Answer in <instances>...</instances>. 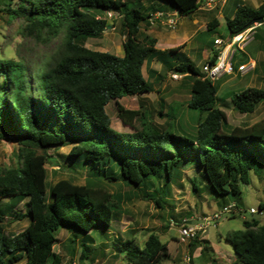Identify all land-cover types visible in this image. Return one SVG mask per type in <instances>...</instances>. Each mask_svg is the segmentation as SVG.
<instances>
[{
  "label": "trees",
  "instance_id": "obj_1",
  "mask_svg": "<svg viewBox=\"0 0 264 264\" xmlns=\"http://www.w3.org/2000/svg\"><path fill=\"white\" fill-rule=\"evenodd\" d=\"M161 1L181 15L201 6V0ZM131 2L141 4L142 0H10L0 9L10 20L23 19L22 31L37 40L61 38L37 76L28 74L22 60L0 58V138L9 137L19 145L18 164L0 167V200L9 201L6 205L0 202V264H65L55 250L61 228L82 237L80 256L89 258L93 231L110 228L121 211V195L92 178L85 184L60 179L48 193L50 147L71 143L70 155L76 162L82 160L91 175L98 177V169L109 181L138 187L159 207H163L167 182L191 159L189 152L203 166L212 190L221 196L241 194L242 186L251 182V171L260 174L264 170V117L247 126L230 125L227 112L218 106L215 82L205 78L188 58L173 70L195 76L188 106L205 114L195 135L177 133L172 122L158 127L148 121L149 110L121 104L123 96L154 91L144 65L161 53L155 48V38L140 36L151 14L141 6H130ZM108 11L122 17L123 55L85 45L88 38L102 36ZM258 17L264 18V1L258 7L239 3L228 20L230 36ZM217 55L216 48L210 61H216ZM30 77L35 83L29 82ZM231 99L239 112L253 113L264 103V88L249 86L233 92ZM110 100L116 101L118 116L134 131L112 127L106 109ZM163 106L160 115H165ZM137 120L141 128L136 127ZM152 179H164L165 188L156 194L147 191L144 187H152ZM26 197L29 208L22 214L17 206ZM259 207L263 210L264 202ZM26 216L29 222L21 232L7 229L10 219ZM243 223L244 231L227 234L237 254L236 263L264 264V224L256 217ZM199 243L193 239L190 250ZM122 250L123 264H160L170 257L168 243L155 232L143 246L133 238L123 240Z\"/></svg>",
  "mask_w": 264,
  "mask_h": 264
},
{
  "label": "rangeland",
  "instance_id": "obj_2",
  "mask_svg": "<svg viewBox=\"0 0 264 264\" xmlns=\"http://www.w3.org/2000/svg\"><path fill=\"white\" fill-rule=\"evenodd\" d=\"M9 1L0 0V9L4 8ZM155 1L159 4H166L161 0ZM231 1L234 2L235 0ZM261 1L263 2L264 0ZM142 3L144 5L147 4V0H143ZM142 3L131 2L130 6H141L145 9L146 7ZM256 3L254 2L253 4ZM114 13L117 14V12ZM104 16L108 18V26L102 36L99 38H88L85 41V45L91 49L122 55L124 53V48L122 49L124 36L121 31L122 17L121 15L108 17L107 12ZM191 20L192 18L189 17L184 18L187 23H191ZM23 25V19L10 20L7 14L0 11V58L22 60L27 67L28 74L37 76V73L61 41V38H54L50 41L37 40L22 31ZM176 27L169 29V31H175ZM252 27H254L251 34L252 38L245 50L250 57L256 55L260 46H262L260 50H264V27L262 25H253ZM216 29V33L228 34L226 24ZM210 30L208 34L209 32L215 34V28ZM209 35L205 34V36ZM202 36L204 37V35L198 34L199 39ZM187 54L186 52L183 54L166 52L168 59L171 62L178 61L177 63L186 60ZM243 54V51L237 49L235 57L236 67L239 61L237 59L241 58ZM189 56L195 60V54L193 55L192 52H189ZM262 60V65L264 66V58ZM202 63V59L196 58L195 65L200 73L203 72ZM173 72L177 73L174 70ZM191 77H194V75L191 74ZM252 79L253 72L248 71L245 74H224V76L222 75L214 81L218 87V106L227 112L228 122L232 126L251 125L264 117V103L259 104L253 113L246 114L236 110L231 99L233 92L245 89L246 84L250 85ZM35 81L36 79L29 78L30 83H35ZM170 81L174 83L181 82V80L175 81L174 79ZM165 82L160 84L153 83V92L132 96L126 95L119 101L129 109L140 108L149 110L152 114L148 116V121L158 127L162 128L167 125L166 122H172L177 133H185V136L192 137L197 132L198 122L204 118L205 114L187 105L189 100L188 91H183L176 95L170 91V86H165ZM256 85L264 88V82H257ZM158 88L161 91L157 92ZM161 98H164L163 103L165 105L163 110L165 115H160L158 112L159 108H161L159 103ZM106 109L114 129L120 132L134 131L131 126L125 125L118 116L115 100H110ZM135 125L137 128L142 127L141 121L138 120ZM71 147L72 144L68 143L48 149V153L52 156L51 161L46 165L48 193L52 185L60 179H70L77 184H85L88 179L92 178L94 182L106 187L111 193L120 194L122 202L121 211L119 215H116L111 227L100 232L99 230L93 231L95 241L93 242V250L89 258L81 259L82 237L76 236L66 228H61L58 231V242L55 244V250L63 255L65 264L70 261L72 264H123L125 261L123 259L122 241L127 238H133L138 244L143 246L151 232L157 233L163 242L168 243L170 257L163 260L160 264H186V256L191 257V264H233V262L237 261V254L233 249V245L227 240V234L232 230L239 229L244 231L243 220H250L253 217L258 218L264 224V209L262 210L263 213L250 214L247 212L246 219L242 218V216L225 217L220 221L217 228L210 229L205 237L199 239L200 243L194 250H190L189 244L192 240H181L178 226L173 222L179 223L185 217L194 218L195 216L211 214L214 211H219L224 203L230 202H236L247 210L251 207L258 208L260 203L264 202V170L260 174L251 171V182L249 185L242 186L241 194L221 196L212 190L211 185L203 175V166L194 159L193 153L189 152L191 159L181 167L180 173L175 178L167 182L168 186L164 195L163 207H159L155 201L145 197L138 187L126 185L120 180L109 181L104 178L102 171L98 169L97 171L100 174L98 177L91 175L89 167L82 164V160L76 162L75 157L70 155ZM175 153H178V149L175 150ZM18 157L19 145L17 142L9 137L0 138V167L17 165ZM150 183H152V187H144L149 192L156 194L161 187L165 188L164 179L160 181L152 179ZM0 202L3 205L9 203L8 198H2ZM27 202L28 197L22 199L18 204L17 210L20 213L24 214L28 211ZM222 202L224 203L221 204ZM10 220L7 223V229L12 233H19L28 225L29 217ZM72 238L75 239L74 242H71L70 239ZM218 238H220V241ZM22 263L19 262L17 264ZM237 264L243 263L238 261Z\"/></svg>",
  "mask_w": 264,
  "mask_h": 264
},
{
  "label": "crops",
  "instance_id": "obj_3",
  "mask_svg": "<svg viewBox=\"0 0 264 264\" xmlns=\"http://www.w3.org/2000/svg\"><path fill=\"white\" fill-rule=\"evenodd\" d=\"M137 1V0H133ZM143 1V0H142ZM254 2H257L256 4H253ZM239 3H246L248 5H251L253 7H258L262 4L261 0H235L232 2L231 0H201V6L194 12L188 15H181L178 10H174L169 8L166 4H159L156 3L155 0H147V4L145 6L148 10V12L153 16L158 11H163L167 13H177V24H176V30L169 31L171 27H169L167 24L163 23L162 21H155L153 22L150 18L149 22L146 25H143L141 27L140 36L143 38L145 35H150L151 37L156 39L155 48L158 50H161V53L153 57L152 60L149 61L148 64L144 65V74L147 78L149 76V80L153 83H163L165 82V86H170V91L175 93L176 95L183 92L188 91L189 93V100L191 98V88L193 84V80L195 78L191 77V74L188 73H178L180 76L178 78L173 77L174 73L173 68L178 64L177 62H171L166 52L170 51L172 49H177V52L175 54H183L184 52L188 53L187 57L190 62H192L195 65L196 58H200L203 60L202 64H205L206 62L210 61L215 49L217 48L215 45V39L216 38H223L227 39L230 36V30L228 27V20L230 18H233L236 8L239 5ZM185 17L192 18L191 23H187V21H184ZM217 20V21H216ZM227 25L228 34L222 35L217 32V29L219 26H222L224 24ZM189 26V27H188ZM211 28H215V34L211 31ZM204 35L201 39H199L198 34ZM209 35V36H205ZM247 46L244 49H240L244 52L241 58L237 59L238 64L237 67L235 66V57H234V71L233 73H239V74H245L249 72H253V79L248 85L246 84V87L252 86V87H258L256 85L257 82H264V66L263 58H264V50H260L262 46L258 49L256 52V55H252L253 57L248 56V54L245 52ZM123 49V47H122ZM189 52H192V54H195V60H193L189 56ZM124 54V53H123ZM122 54V55H123ZM204 58V59H203ZM146 66L148 68L146 69ZM197 68V66L195 65ZM198 70V69H197ZM147 73V75H146ZM228 74V73H225ZM224 76V74H223ZM190 78V79H188ZM174 79L175 81H180L178 83L171 82L170 80ZM188 79V80H187ZM254 84V85H253ZM245 87V88H246ZM159 91H161L158 88ZM163 97V96H162ZM163 99L160 100V106L165 105L163 103ZM188 100V101H189ZM188 105V102H187ZM220 241V238H218ZM228 240V239H227ZM229 241V240H228ZM213 246V245H212ZM214 247V246H213ZM234 249V248H233ZM203 250V248H202ZM233 264H237L236 261L233 262Z\"/></svg>",
  "mask_w": 264,
  "mask_h": 264
},
{
  "label": "built area",
  "instance_id": "obj_4",
  "mask_svg": "<svg viewBox=\"0 0 264 264\" xmlns=\"http://www.w3.org/2000/svg\"><path fill=\"white\" fill-rule=\"evenodd\" d=\"M118 15V13L115 14L113 11H108V17H118ZM177 16V13L158 11L152 16L151 20L153 22L160 20L169 27L174 28L177 24ZM258 25L261 24H254V26ZM252 26L244 28L232 36H229L227 39H215V45L218 49L217 59L214 62L208 61L203 64L202 74L205 78L215 81L223 74H230L234 71V57L237 53V49H244L251 41V34L254 28ZM179 76V74L173 75L175 78H178ZM247 212L250 214L263 213L260 207H251L247 210L239 206L236 202H230L223 205L219 211H214L211 214L195 216L194 218L185 217L179 223H173L178 226L181 240L190 241L195 238L201 239L205 237L208 231L212 228H217L220 221L225 217L242 216V218L246 219ZM185 261L186 264H191V257L186 256Z\"/></svg>",
  "mask_w": 264,
  "mask_h": 264
},
{
  "label": "water",
  "instance_id": "obj_5",
  "mask_svg": "<svg viewBox=\"0 0 264 264\" xmlns=\"http://www.w3.org/2000/svg\"><path fill=\"white\" fill-rule=\"evenodd\" d=\"M256 23L261 24V25L264 26V18L263 17H258V18H255V19L251 20L245 28H248V27H250V26H252V25H254Z\"/></svg>",
  "mask_w": 264,
  "mask_h": 264
}]
</instances>
